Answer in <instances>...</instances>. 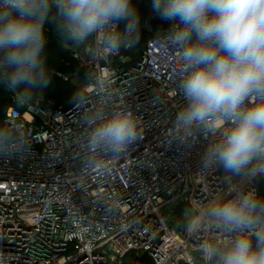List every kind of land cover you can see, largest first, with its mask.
I'll return each instance as SVG.
<instances>
[{
	"label": "built area",
	"instance_id": "obj_1",
	"mask_svg": "<svg viewBox=\"0 0 264 264\" xmlns=\"http://www.w3.org/2000/svg\"><path fill=\"white\" fill-rule=\"evenodd\" d=\"M169 31L150 37L134 63L121 50L99 59L70 45L80 102L8 108L2 125L15 145L0 152V264H126L129 255L203 264L200 245L220 242L223 233L196 209L236 178L201 167L211 137L197 134L190 147L173 139L184 72ZM121 109L139 119L140 139L117 159L90 150L84 117ZM26 144L27 153L16 151ZM257 177L244 190L259 192ZM187 216L197 229L181 236L174 226Z\"/></svg>",
	"mask_w": 264,
	"mask_h": 264
},
{
	"label": "clouds",
	"instance_id": "obj_2",
	"mask_svg": "<svg viewBox=\"0 0 264 264\" xmlns=\"http://www.w3.org/2000/svg\"><path fill=\"white\" fill-rule=\"evenodd\" d=\"M151 12L168 24L183 66L178 88L184 103L173 139L190 147L197 134L211 137L201 167L236 178L226 195L196 209L202 224L211 222L223 233L219 243L200 245L201 260L264 264V195L242 187L264 176V0H151ZM141 19L133 0H0V86L19 105L49 86V23L66 42L105 59L139 42ZM81 95L73 99L80 102ZM84 121L90 150L114 159L142 135L131 110L95 113ZM14 145L0 125V152ZM29 149L26 144L16 151Z\"/></svg>",
	"mask_w": 264,
	"mask_h": 264
},
{
	"label": "trees",
	"instance_id": "obj_3",
	"mask_svg": "<svg viewBox=\"0 0 264 264\" xmlns=\"http://www.w3.org/2000/svg\"><path fill=\"white\" fill-rule=\"evenodd\" d=\"M133 3L137 6L141 13V36L139 42L134 46L127 49H121L122 56L130 59L132 63L137 62L140 58L146 41L152 37L154 34L167 29L168 24L162 22L156 16L152 15L151 12V0H133ZM150 28L155 31L154 34L150 35ZM47 44H46V62L48 66L50 84L42 92L35 94L30 100L27 101L31 105H49L54 109L57 108H67L78 101L72 100L69 104L64 103V98L70 97L72 88L69 87L68 81L59 80L55 75L57 72L67 74L70 71V67L74 60L71 57V54L67 51L66 45H71L69 42H66L64 38L60 35L57 25L55 22L49 23L46 28ZM70 54V55H69ZM75 63V62H74ZM55 74V75H54ZM78 92L82 91L79 89ZM73 93V92H72ZM83 97V93L80 96V100ZM44 100L49 102L46 103ZM0 125H2V120L6 114V111L11 106H18L16 102L12 105L9 103V99L5 97V93L0 86ZM256 185L258 186L259 193L264 195V176H259L256 178ZM191 219V217H189ZM129 263L134 261L135 258L133 255L127 257ZM137 262L149 263L147 257L137 258Z\"/></svg>",
	"mask_w": 264,
	"mask_h": 264
},
{
	"label": "rangeland",
	"instance_id": "obj_4",
	"mask_svg": "<svg viewBox=\"0 0 264 264\" xmlns=\"http://www.w3.org/2000/svg\"><path fill=\"white\" fill-rule=\"evenodd\" d=\"M150 33H151L150 35H152V34L155 33V31L152 30V28H150ZM69 47H70V45H66V49L70 53ZM69 67H70V71H68L67 74H63V73H60V72H57L56 75L54 74L59 80L61 79L64 82H65L64 78L65 77L68 78V82H66V83L69 84V87L71 86L73 93L71 92L70 97H67L66 99L64 98V103H66V104H69L72 100H74L73 99L74 94L77 93L79 91V89L81 90V84H80V82L77 79V72L78 71H77L76 63L73 62V64L71 66H69ZM2 89H3L4 93H5V97L7 99H9V103H10V105H12L16 101L14 96H13V94L11 92L7 91L4 87H2ZM44 101L49 104V102L47 100H44ZM1 103L2 102L0 101V104ZM0 107H1V105H0ZM57 109H62V108H57ZM192 222H193V216H191V219L188 218V216L184 217L183 220L181 222H179L178 225L174 226L175 232L177 234L181 235V236L186 235L187 232H188V229H189V224L192 225ZM136 260L137 259H135L134 261H131V264H139V263L140 264H149V263L137 262ZM129 261L130 260L126 259L125 263L126 264H130Z\"/></svg>",
	"mask_w": 264,
	"mask_h": 264
},
{
	"label": "water",
	"instance_id": "obj_5",
	"mask_svg": "<svg viewBox=\"0 0 264 264\" xmlns=\"http://www.w3.org/2000/svg\"><path fill=\"white\" fill-rule=\"evenodd\" d=\"M221 173H222V175H224V176H225V175H227V174H226V173H224L222 170H221Z\"/></svg>",
	"mask_w": 264,
	"mask_h": 264
}]
</instances>
